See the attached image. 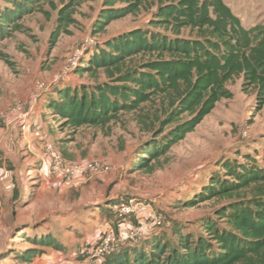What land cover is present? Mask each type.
<instances>
[{
	"label": "rangeland",
	"instance_id": "obj_1",
	"mask_svg": "<svg viewBox=\"0 0 264 264\" xmlns=\"http://www.w3.org/2000/svg\"><path fill=\"white\" fill-rule=\"evenodd\" d=\"M222 1L243 27L264 24V0ZM102 2L84 0L74 15L77 24L69 27V35L61 34L51 50L49 40L57 13L48 5L24 16L18 21V30L0 39V120L5 124L13 121L5 130L8 135L16 134V140L20 139L22 132L15 125L11 110L21 104L30 111L31 104L37 102L36 83L45 84L51 91L54 85L75 88L108 81L102 72L91 79L67 68L68 59L74 56L80 59L87 49L93 48L87 47L89 40L100 46L108 38L136 28L152 29L149 23L158 2L146 0L136 15L114 21L104 34L92 36V24ZM7 7L11 5L0 0V10ZM228 89L233 97L221 100L193 132L152 163L151 173L132 171L142 146L155 133H160L158 124L150 131L142 122L147 121L144 115L150 113V106V110L145 106L136 112L120 114L104 128L83 126L76 131L60 128L61 123L45 108L42 116L54 127L55 135L51 138L45 133L44 141L64 159L109 166L108 172L70 188H61L55 176L44 177L41 170L44 146L40 151L28 152L22 144L17 145L6 137L0 146V264L83 263L101 233L117 232L119 221L113 222L102 211L110 201L135 200L161 214L162 225L154 231L165 233L166 237L171 236L174 223H180L188 232L200 231L201 220L214 218L215 211L231 200L208 199L190 208L182 205L201 193L211 176L219 172L218 162L223 159L243 162L242 157L248 155L264 166V106L256 111L255 96L241 92V79L230 83ZM47 95L48 92L44 98ZM186 119L183 117L164 127L158 138ZM142 217L132 218L130 225L136 230L140 228V234L146 228L139 223ZM141 222L149 225L152 219ZM46 234L52 235L60 248H41L44 254L37 255L30 263H20L19 257L25 251L41 250L32 244V239Z\"/></svg>",
	"mask_w": 264,
	"mask_h": 264
},
{
	"label": "trees",
	"instance_id": "obj_2",
	"mask_svg": "<svg viewBox=\"0 0 264 264\" xmlns=\"http://www.w3.org/2000/svg\"><path fill=\"white\" fill-rule=\"evenodd\" d=\"M83 1L6 0L11 7L0 10V39L18 30L24 16L48 5L57 13L51 50L59 36L69 35V27L77 24L74 15ZM145 1L103 0L92 36L104 34L114 21L136 15ZM157 2L149 23L152 29L136 28L97 43L71 72L91 79L102 72L107 82L75 88L54 85L42 98L60 128L73 131L83 126L104 128L120 114L150 106L144 115L147 121L142 122L150 131L158 124L160 133L142 146L132 165V171L148 173L152 163L193 132L221 100L233 97L228 85L234 80L241 79L243 94L255 96L256 111L264 106V24L243 27L222 0ZM183 117L185 122L158 138L164 127ZM242 158L243 162L219 161V172L201 193L183 202L190 208L208 199L231 200L215 211L214 218H203L200 231L188 232L174 223L170 237L152 231L143 241L115 250L101 264H264V166L248 155ZM102 211L114 222L110 208ZM32 244L60 248L48 234L32 239ZM42 254V249H29L19 260L30 263Z\"/></svg>",
	"mask_w": 264,
	"mask_h": 264
},
{
	"label": "built area",
	"instance_id": "obj_3",
	"mask_svg": "<svg viewBox=\"0 0 264 264\" xmlns=\"http://www.w3.org/2000/svg\"><path fill=\"white\" fill-rule=\"evenodd\" d=\"M94 47L95 43L89 40L87 47ZM80 63V59L74 56L67 60V68L69 72L75 69ZM49 87L43 83H36L34 90V99L38 101L42 99L44 94L48 92ZM14 115L15 125L20 128L22 133H31L36 140L44 142V133L38 126L32 128L29 124L30 111H26L21 104L15 105L11 110ZM13 121L5 122L0 120V131L6 130ZM45 157L41 161V170L44 177L55 176L61 188H70L76 184L92 179L93 177L109 171L106 163L94 162L87 165L82 163L64 159L62 155L46 141L44 142ZM114 220L119 221L117 232L107 231L99 235L97 242L87 251L88 254L81 264H101L115 250L122 246H129L134 242H140L146 239L149 234L162 225L163 216L156 214L149 207H142V204L135 200L117 201L110 206ZM148 212V214L146 213ZM147 214V215H144ZM143 216V217H142ZM152 219V223L145 226L142 234L138 233L140 228H131L132 218Z\"/></svg>",
	"mask_w": 264,
	"mask_h": 264
},
{
	"label": "crops",
	"instance_id": "obj_4",
	"mask_svg": "<svg viewBox=\"0 0 264 264\" xmlns=\"http://www.w3.org/2000/svg\"><path fill=\"white\" fill-rule=\"evenodd\" d=\"M37 102H35L34 104L32 103L30 106L31 107L30 108L31 116L29 118V124L32 128L39 126L42 129L44 136H45V133H47V134L51 135V138H52V136L54 137V135H55L54 127L50 126L49 120H48V122H46L47 118L42 116V114H44L46 112L45 108L43 106L42 99H40ZM35 106H36V109H35ZM39 121L42 124H44L43 126H45V128L42 127V124H40ZM43 121H45V122H43ZM17 136L18 135H16V134L8 135L7 131H5V130L0 131V146L3 144L2 141L6 137H8L9 141L11 140V142H13V143L15 142L17 145L22 144V146H23L22 148H26L28 150V152L40 151V149H42L44 144H45L44 143L45 141L43 142V141H39V140L34 139L30 132L29 133H21L19 140H16ZM13 137H14L15 141H13ZM44 139H45V137H44ZM109 200H111V199L109 198ZM106 205H108V208H110V206H111V204H106ZM110 213H111V211H110ZM110 223L113 224L112 221Z\"/></svg>",
	"mask_w": 264,
	"mask_h": 264
}]
</instances>
